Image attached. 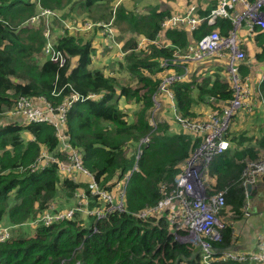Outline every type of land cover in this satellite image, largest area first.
I'll use <instances>...</instances> for the list:
<instances>
[{"label":"trees","instance_id":"obj_1","mask_svg":"<svg viewBox=\"0 0 264 264\" xmlns=\"http://www.w3.org/2000/svg\"><path fill=\"white\" fill-rule=\"evenodd\" d=\"M131 1L127 6L124 0H0V222L7 217L11 228L0 241V264H204L197 245L174 237L169 208L139 213L174 188L175 175L202 139L200 131L183 128L175 114L199 122L208 113H221L234 94L225 57L191 60L181 55L205 33L215 29L227 35L233 24L221 16L207 23L216 0H185L195 4L199 22L191 31L167 27L164 41L155 42L172 9L164 0ZM47 14L59 28H54L52 58L43 51ZM34 15L40 21L26 23ZM85 21L92 23L89 28H73ZM104 24L117 42L112 48L104 40L101 44L105 50L115 48L117 55L115 66L107 70L104 64L92 66L93 56L100 54L94 40L104 37ZM240 47L246 56L237 63L238 79L250 88L251 109H235L224 134L228 146L208 163L205 175L207 190L225 189L224 208L241 217L245 160L264 157V28L242 33ZM169 74L184 78L165 83L173 98L172 110L163 109L172 114L152 125L150 114L166 93L160 83ZM20 96L53 106L71 100L65 141H59L49 123L6 115ZM71 147L100 190L110 193L112 203L91 194L84 176L75 181L59 169L57 162L67 159ZM42 153L53 159L42 169H32ZM78 187L90 207L105 209L121 200L122 209L110 208L98 218L75 211L71 218L45 223V213L76 203ZM57 198L66 206L53 201ZM26 222V230L12 231ZM223 224L220 241L212 242L218 252L230 249L233 241L232 225ZM210 264L261 262L223 260L216 253Z\"/></svg>","mask_w":264,"mask_h":264},{"label":"built area","instance_id":"obj_2","mask_svg":"<svg viewBox=\"0 0 264 264\" xmlns=\"http://www.w3.org/2000/svg\"><path fill=\"white\" fill-rule=\"evenodd\" d=\"M237 4L243 7L240 12ZM195 4L188 5L185 12L179 15H170L161 22L162 29L170 26L186 27L189 31L199 22L193 11ZM43 12V11H42ZM228 17L231 19L233 27L227 35L220 34L217 30H211L202 35L197 41L191 43L187 47L185 54L181 57L185 59H201L210 55H218L227 59L228 77L232 83L234 94L229 100V105L224 107L221 113H208L207 117L199 122L182 118L175 114L180 125L187 130H198L201 132L202 139L198 147L186 159L184 167L175 175L174 188L160 198L154 206L141 211L140 216H144L147 211L162 210L169 208L168 222L174 237L186 243L197 245L202 252L204 264H210V258L216 253H220L221 258L235 259L239 261L254 260L264 264V240L263 235L258 234L256 244L253 249L247 252H233L231 250H222L220 252L212 248V242L220 241L222 237V223L219 214L224 208L226 196L225 189L208 191L204 180L205 168L214 156L223 152L228 146V141L224 134L230 124V118L235 109L243 106L247 110L251 107L248 104L250 88L247 84L239 83L237 63L245 59V53L239 46L240 39L237 29L240 25H244L248 34L255 26L264 28V0H216V6L210 11L207 17V23L214 22L216 17ZM38 16L30 17L31 21H35ZM92 23L86 22V28ZM104 29L105 35L102 38L108 46L117 45L113 38V30L109 25ZM162 31V30H161ZM144 40L139 41V45H143ZM46 53H50L51 58L55 52L52 50L50 43H46L43 49ZM63 63V59H60ZM169 62H163L168 65ZM166 65V66H167ZM184 74H169L163 78L160 83V90L166 93L169 99L173 98L171 91H168L165 83L175 79H183ZM77 98V97H76ZM71 100L65 98L64 101L53 106L44 99L31 100L28 97L20 96L14 103V106L7 111L6 115L19 116L27 122L49 123L54 127V133L59 141H65L68 134L65 130V113L67 112ZM142 142L147 141V137L141 139ZM70 147V146H67ZM53 159L46 153L40 154L36 163L31 165L32 169H42L49 160ZM59 169L70 175L73 180H79L80 176L85 177L87 188L91 194H99L105 201L113 202L110 193L100 190L95 182L93 175L83 167L80 155L71 147V154L66 160L57 162ZM264 175V157L257 159H249L245 161L241 172V184L245 189V197L248 192L245 185H253L257 178ZM76 205L71 208L63 209L56 213H45L41 218L45 223L50 220L71 218L75 211L94 214L97 218L103 216L110 208L117 207L122 209V201L119 200L111 204L105 209L100 207H90L88 199L84 196L82 187H78L75 193ZM120 195L119 197H121ZM120 199V198H119ZM243 213L249 214V203L245 199L243 204ZM185 232H177L180 229ZM9 233L5 228H0V241L8 238Z\"/></svg>","mask_w":264,"mask_h":264},{"label":"rangeland","instance_id":"obj_3","mask_svg":"<svg viewBox=\"0 0 264 264\" xmlns=\"http://www.w3.org/2000/svg\"><path fill=\"white\" fill-rule=\"evenodd\" d=\"M150 0H146L145 2H149ZM131 0H124V3L129 6L131 4ZM163 5H167L169 6L171 9H172V12L173 14L172 15H179V14H182L185 9L188 7L189 4L186 3L185 0H164L163 2ZM237 7L239 9V11L241 12L243 10V7L240 5V4H237ZM38 12V11H37ZM43 18L45 20V22L48 24V28L44 31L45 32V36L47 38L46 40V43H50L52 42V38H53V34L55 32V29L54 28H58V26L56 25V23L54 22V20L52 21L51 23V17L49 16V14L47 15H43ZM40 17H37L35 21H31L30 19H28L26 21V23L30 24V25H36L38 23V21H40ZM86 22V21H85ZM84 22V23H85ZM65 23H67V21H65ZM71 28V27H70ZM73 28H76V29H79V28H86L85 27V24H82V26H78V25H75ZM167 28V27H166ZM164 29H162V31L160 32V35L158 36V38L155 39V42H160V39L163 40L164 38ZM61 31V29H60ZM237 33H238V37L240 39V42H239V46H240V43H242V33H245L246 35H249L248 34V30L247 28L244 26V25H240L237 29ZM162 34V35H161ZM165 39V38H164ZM98 41H100V38L99 39H95L94 40V43L98 46V51H99V55L96 57V56H93V65H103L104 68L107 70L112 64L115 66V63L114 61L117 59V55H115V48L113 49H107L105 50L103 48V45H100V44H103V41L101 40L100 42L101 43H97ZM164 41V40H163ZM108 46V45H107ZM112 48V46H108V48ZM44 51V50H43ZM245 51V50H243ZM245 53V52H244ZM43 54V53H42ZM43 55H46V54H43ZM246 56V54H245ZM165 77V76H164ZM163 77V78H164ZM162 78V79H163ZM161 79V80H162ZM155 107L152 111V113L150 114V123L152 125H155V121L156 119L160 118V119H163L164 118V115H168V114H172L170 112V109L172 108L171 105H172V101L171 99L165 97L164 93L162 94V97L160 99L157 100V102L155 103ZM166 106V107H169L170 109H168V112H165L164 113V109H163V106ZM172 110V109H171ZM173 112V111H172ZM7 114V113H6ZM170 116V115H169ZM241 116V115H240ZM241 119L242 120H245L244 116H241ZM264 152V151H263ZM262 152V153H263ZM244 167V166H243ZM205 172V170H204ZM58 175L59 177H61V173L58 172ZM204 180H205V183H207V177L206 175L204 176ZM72 200V199H71ZM53 201H56V202H59L61 205L60 207H64L66 206L64 204V202L61 200V198H57V199H54ZM52 201V202H53ZM73 201V200H72ZM247 201L249 203V207H250V210L252 212H257V211H260V210H264V184L260 183V182H257L256 183V188L253 189L252 193L249 195V197L247 198ZM76 204H72L71 206L69 207H66V208H71V207H74ZM54 207H57L56 204H54ZM249 215V214H248ZM24 228V229H20V228ZM0 228H5L7 230L8 233H11V228H10V224L8 222V219L7 217L6 218H3L0 222ZM28 228V222L26 223H23V225H20V226H12V231L13 230H26Z\"/></svg>","mask_w":264,"mask_h":264},{"label":"crops","instance_id":"obj_4","mask_svg":"<svg viewBox=\"0 0 264 264\" xmlns=\"http://www.w3.org/2000/svg\"><path fill=\"white\" fill-rule=\"evenodd\" d=\"M257 182L264 184V175L259 177L253 184L254 186L251 188L250 193H248V197L253 189L256 188ZM219 217L223 223L232 225L233 227V241L230 245L231 248L228 249L233 252H247L253 249L256 244L257 235L260 234V232H264V210L257 212H252L250 210L249 215L242 213V216L240 217L233 215L228 207H225L222 209Z\"/></svg>","mask_w":264,"mask_h":264},{"label":"clouds","instance_id":"obj_5","mask_svg":"<svg viewBox=\"0 0 264 264\" xmlns=\"http://www.w3.org/2000/svg\"><path fill=\"white\" fill-rule=\"evenodd\" d=\"M185 12V11H184ZM162 30V29H161ZM247 160H249V159H247ZM246 161V160H245ZM261 177V176H260ZM259 178V177H258ZM257 178V179H258ZM254 185H251V188L253 187ZM247 191V190H246ZM248 192V191H247ZM247 198H248V194H247ZM246 197H245V199H247ZM245 201V200H244ZM222 211V210H221ZM249 211H250V207H249ZM221 213V212H220ZM244 214V213H243ZM220 215V214H219ZM223 223V222H222ZM223 250H228V249H223ZM222 251V250H221ZM220 252V251H219ZM203 263H204V261H203Z\"/></svg>","mask_w":264,"mask_h":264},{"label":"water","instance_id":"obj_6","mask_svg":"<svg viewBox=\"0 0 264 264\" xmlns=\"http://www.w3.org/2000/svg\"><path fill=\"white\" fill-rule=\"evenodd\" d=\"M246 190L248 191V193H250L251 190V185L250 184H246L245 185Z\"/></svg>","mask_w":264,"mask_h":264}]
</instances>
